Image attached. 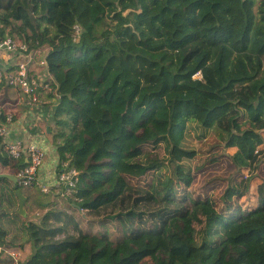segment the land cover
Returning <instances> with one entry per match:
<instances>
[{
    "label": "trees",
    "instance_id": "1",
    "mask_svg": "<svg viewBox=\"0 0 264 264\" xmlns=\"http://www.w3.org/2000/svg\"><path fill=\"white\" fill-rule=\"evenodd\" d=\"M15 35L48 48L53 141L79 182L39 219L6 221L0 193V245L32 244L23 264H264V180L242 201L264 131V0H0V39ZM211 130L253 170L223 207L191 190L187 140Z\"/></svg>",
    "mask_w": 264,
    "mask_h": 264
},
{
    "label": "built area",
    "instance_id": "2",
    "mask_svg": "<svg viewBox=\"0 0 264 264\" xmlns=\"http://www.w3.org/2000/svg\"><path fill=\"white\" fill-rule=\"evenodd\" d=\"M75 30L79 33L80 27L76 25ZM33 51L28 44L14 37L1 38L0 61L5 67L0 68V84L5 83L19 89L31 101L37 103L38 89L44 81L31 74L28 60H25ZM195 77L202 78L201 72ZM40 113L38 117L41 116ZM2 114L5 115L0 116V152L14 162L23 163V166L11 172L16 176L19 187L38 190L42 195H52L54 189L65 186V193L72 195L79 182V171L61 159L56 145V154L50 157L53 148L46 134H33L28 141L16 137V128L21 127L28 115L16 117L13 111H3ZM3 168L5 166L0 162V177L5 174ZM49 168L51 172L47 176L46 170ZM0 254L11 255L12 264H23L18 253L11 248L0 245Z\"/></svg>",
    "mask_w": 264,
    "mask_h": 264
},
{
    "label": "crops",
    "instance_id": "3",
    "mask_svg": "<svg viewBox=\"0 0 264 264\" xmlns=\"http://www.w3.org/2000/svg\"><path fill=\"white\" fill-rule=\"evenodd\" d=\"M31 56L25 57V60H28V64L30 67V72L34 76H39L43 81L44 84L39 87L38 89V102L35 103L31 101V99L24 95L19 89L12 88L5 83L0 84V116H4L5 114H2L3 111L10 112L13 111L15 113L16 117H21L28 115V118L22 123L21 127H17L15 130L16 137L24 139L28 141L33 134H46L49 138L50 146L53 148L52 151H50V157L55 156L56 154V147L53 141V133H54V120H53V109L55 108V104L57 103V100L52 103L51 105L47 106V100L49 101L47 97H49V94L51 97L54 96V99H57V97L53 94V89L50 86V82L48 81L51 78L50 73L48 72L47 66L43 64V61L45 60V56L48 52V48H37L33 49ZM43 52L42 54V51ZM45 53V54H44ZM5 67L3 62L0 61V68ZM12 90L13 96L9 97L8 94H6V90ZM41 113H40V112ZM38 113H40V117H38ZM52 134V135H51ZM261 140L258 142V144L255 146L253 153L258 154L260 158V164L257 170L259 172H255L254 176L250 179V188L249 191L242 194V201L245 204H256L257 203V189L258 186L263 182L264 175H261V168L264 167V161L262 159V155H264V131L260 132ZM220 148V150H219ZM212 156H216L213 160L217 164V168L224 167L225 165H228L231 167V173L234 177H237L234 180L235 184V190L236 193L240 194L243 192V188L241 186V181L251 175L253 170H251V160H247L244 155L241 153V151L235 147H224L218 146L217 149L214 152H211ZM3 173L11 174L12 171H8V169L3 168ZM8 172V173H7ZM51 172L50 168L46 170V175L48 176ZM246 173H249L248 175H245ZM12 175V174H11ZM231 175V176H232ZM245 175V176H244ZM255 180V183L253 184L252 181ZM217 181H219L217 179ZM227 183L225 182L224 189L226 191ZM225 191L218 196L220 198L223 197ZM24 192V191H23ZM25 194V193H24ZM209 195L211 193L209 192ZM241 195V194H240ZM256 195V197H255ZM50 196V195H48ZM252 196V197H250ZM46 197V196H44ZM212 199L213 197L210 196ZM238 195L235 196V201L238 199ZM221 204H222V199ZM214 201V200H213ZM220 204V205H221ZM27 248V247H26ZM25 248V249H26ZM17 250L13 249L18 253V255H22V258L20 257V260L24 263L31 255V252L28 253L29 255L25 254V250H21L20 248H16ZM30 250L26 249V252ZM22 252L25 254L23 255ZM0 261L4 262L6 259H0Z\"/></svg>",
    "mask_w": 264,
    "mask_h": 264
},
{
    "label": "rangeland",
    "instance_id": "4",
    "mask_svg": "<svg viewBox=\"0 0 264 264\" xmlns=\"http://www.w3.org/2000/svg\"><path fill=\"white\" fill-rule=\"evenodd\" d=\"M9 37H14L16 39H18V41L20 40L18 35L15 36H9ZM45 52L44 50L42 51ZM45 54V53H44ZM6 94L9 95V97L13 96V92L12 90H6ZM49 99V101L47 100V106L51 105L52 103H54L56 100L58 102V99H54V96L51 97L49 94V97H47L46 99ZM50 101H52V103H50ZM55 109V108H54ZM54 109H53V113H54ZM54 120V119H53ZM54 132H55V124H54ZM190 133H193V131H191ZM52 135V134H51ZM193 134H191L188 137L187 143L188 146L191 147H195V149L198 151V155L196 158H194L192 160V166H193V172H194V182L193 185L191 186V190L197 195L199 194L201 197H205V196H212L214 202L219 206V207H223L225 204L224 203H220L222 198H220V196H218L220 194V192H224V185L225 182L227 184H235L234 180L236 179L237 181V177H239V175H237V177H234L231 173V167L228 165H225L224 167H220L219 169L216 167L217 164L216 162L213 160L214 158H216V156H212L211 152L215 153V150L217 149L218 146H222V142L220 141V139L217 137V134L214 131H208L207 132V136L205 138H203L202 140H198L195 139L193 136ZM153 145H147L145 147V150H152ZM220 150V148H219ZM156 152H160L159 150H155ZM162 154V152H160ZM156 154V153H154ZM262 159L264 161V155H262ZM261 175H264V167L261 168ZM9 170V169H8ZM252 170V168H251ZM256 172L258 173L259 170H256ZM249 173H246L245 175H248ZM232 175V176H231ZM244 175V176H245ZM154 177V173L152 171L148 172L147 175L143 176V177H139V178H133L131 179V182L136 184V185H141V186H146L149 185ZM217 179L219 181H217ZM252 183H255V180L252 181ZM12 187H14V184L11 183V181H0V193L2 195H4L3 198V205H6L8 202L10 203H15V207L12 208V210L10 209L8 211L7 214V218H5V220H9L13 217V214L15 213H19V203L16 199V196L13 194V190ZM27 191V190H26ZM28 192V191H27ZM209 192L211 193V195H209ZM29 194V198L30 200L28 201V203L25 205V215L22 216L23 219L27 218V219H39L43 214L46 213V209L44 208V206L46 204V202L49 201L50 197H44L38 190H31V192H28ZM252 197V196H250ZM256 197V195H255ZM43 203V204H42ZM60 203L62 202V199L60 201ZM221 204V205H220ZM6 208V206H5ZM6 220V221H7ZM27 247V248H26ZM30 250L28 252H26V249ZM25 250V254L29 255L28 253L31 252L32 254V244L27 243L24 245L23 248H21V250ZM17 250V249H15ZM17 254V252H16ZM23 255H25L22 252ZM19 257L22 258V255H19ZM0 259H6V261L2 262L0 261V264H12V256L9 254H0Z\"/></svg>",
    "mask_w": 264,
    "mask_h": 264
},
{
    "label": "water",
    "instance_id": "5",
    "mask_svg": "<svg viewBox=\"0 0 264 264\" xmlns=\"http://www.w3.org/2000/svg\"><path fill=\"white\" fill-rule=\"evenodd\" d=\"M1 177L7 178L10 181H12L15 186H16V194L18 196L19 199V213L23 214L25 213V205L27 202V196L24 194L23 190L19 187L18 185V181L15 175H11V174H2Z\"/></svg>",
    "mask_w": 264,
    "mask_h": 264
},
{
    "label": "clouds",
    "instance_id": "6",
    "mask_svg": "<svg viewBox=\"0 0 264 264\" xmlns=\"http://www.w3.org/2000/svg\"><path fill=\"white\" fill-rule=\"evenodd\" d=\"M22 189V188H21Z\"/></svg>",
    "mask_w": 264,
    "mask_h": 264
}]
</instances>
